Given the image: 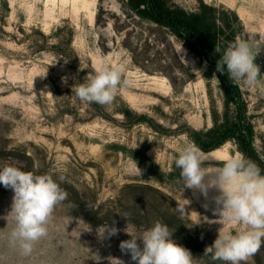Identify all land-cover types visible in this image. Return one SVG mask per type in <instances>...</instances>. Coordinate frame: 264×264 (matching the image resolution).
<instances>
[{"label": "rangeland", "instance_id": "1", "mask_svg": "<svg viewBox=\"0 0 264 264\" xmlns=\"http://www.w3.org/2000/svg\"><path fill=\"white\" fill-rule=\"evenodd\" d=\"M202 2L216 9L217 38L231 42L234 30V42L252 45L264 73V0H163L167 9L189 13ZM129 3L0 0V165L52 175L68 193L32 256L0 242V264H136L119 247L130 239L123 229L130 223L140 233L156 221L197 264H221L204 255L222 227L211 199L217 192L209 189L205 197L182 189L174 165L178 148L195 144L191 129L211 127L213 114L218 124L225 121L221 80L211 59L168 25L141 15L145 5ZM100 63L125 66L130 81L109 106L81 102L72 91ZM238 85L264 161V94ZM235 116L230 102L229 121ZM199 149L204 167L243 154L235 139ZM13 195L0 184V230ZM113 222L121 231L101 239L99 227ZM246 264H264V245Z\"/></svg>", "mask_w": 264, "mask_h": 264}, {"label": "clouds", "instance_id": "2", "mask_svg": "<svg viewBox=\"0 0 264 264\" xmlns=\"http://www.w3.org/2000/svg\"><path fill=\"white\" fill-rule=\"evenodd\" d=\"M182 51L185 56L183 47ZM215 52L220 53L217 72H226L232 82H242L264 94V73L247 40L237 39L223 50L217 47ZM125 72L121 64L100 63L72 91L81 102L109 106L119 90L130 83ZM62 80L66 83L67 77ZM205 161L201 150L190 142L180 146L174 158L182 189L198 190L205 197L209 189L217 192L211 199L222 227L214 242L204 249V255L221 264H246L264 245V171L239 153L209 167L203 166ZM58 179L63 182L65 178L61 175ZM0 184L14 193L11 211L3 217L7 230H0V242L20 257H31L35 246L48 236L54 210L68 193L52 175L24 171L11 164L0 165ZM177 211L183 214L185 209L180 207ZM120 231L113 222L112 226H100L97 233L101 239H108ZM123 231L130 239L121 241L119 247L136 264H197L190 250L176 243L173 232L160 221L140 233L127 223Z\"/></svg>", "mask_w": 264, "mask_h": 264}, {"label": "trees", "instance_id": "3", "mask_svg": "<svg viewBox=\"0 0 264 264\" xmlns=\"http://www.w3.org/2000/svg\"><path fill=\"white\" fill-rule=\"evenodd\" d=\"M130 6L138 9V12L159 23L168 25L174 32L182 36L188 47L198 55L208 57L216 66L220 53H216L217 47L223 50L229 43L234 42L236 33L234 30L231 37L217 38L213 25L216 23L215 7L201 3L199 12L171 11L164 6L163 0H130ZM225 35L224 30H220ZM220 78L224 95L226 97L225 121L218 124L213 114L214 124L203 130L190 131V136L195 144L202 150L209 151L217 148L228 139H235L243 155L255 162L264 171V161L261 160L253 146V129L248 121L246 103L242 98L238 83L232 82L226 72H217ZM232 102L236 109L235 121H229L228 104Z\"/></svg>", "mask_w": 264, "mask_h": 264}, {"label": "bare ground", "instance_id": "4", "mask_svg": "<svg viewBox=\"0 0 264 264\" xmlns=\"http://www.w3.org/2000/svg\"><path fill=\"white\" fill-rule=\"evenodd\" d=\"M206 156H208V155H206Z\"/></svg>", "mask_w": 264, "mask_h": 264}]
</instances>
